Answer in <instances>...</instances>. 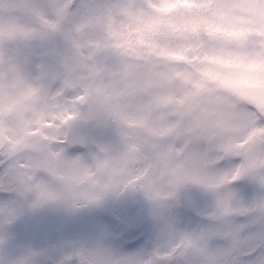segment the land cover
<instances>
[{
    "label": "snow or ice",
    "instance_id": "snow-or-ice-1",
    "mask_svg": "<svg viewBox=\"0 0 264 264\" xmlns=\"http://www.w3.org/2000/svg\"><path fill=\"white\" fill-rule=\"evenodd\" d=\"M0 264H264V0H0Z\"/></svg>",
    "mask_w": 264,
    "mask_h": 264
},
{
    "label": "rangeland",
    "instance_id": "rangeland-1",
    "mask_svg": "<svg viewBox=\"0 0 264 264\" xmlns=\"http://www.w3.org/2000/svg\"><path fill=\"white\" fill-rule=\"evenodd\" d=\"M34 217H36L39 220V223L41 224V228L43 229L44 227L43 230L41 229L42 238L38 237L40 239H44L47 236L52 235V234L58 235L64 228L65 230H69V229L80 230L82 228L87 227V225L91 222L90 217L87 215H84V217L86 218V220H83L84 222H86L84 224V227H81V225L78 224L76 227L72 228L73 222L80 223L81 219L75 220L69 225L63 215L53 212V211H43V212L38 213ZM27 222H29V219L24 223V225L21 226V228L28 232V226H26ZM42 231L44 234L42 233ZM49 232H51V234ZM32 235L37 236L36 233H32Z\"/></svg>",
    "mask_w": 264,
    "mask_h": 264
},
{
    "label": "clouds",
    "instance_id": "clouds-1",
    "mask_svg": "<svg viewBox=\"0 0 264 264\" xmlns=\"http://www.w3.org/2000/svg\"><path fill=\"white\" fill-rule=\"evenodd\" d=\"M43 211H53V212H56V213H59V214L63 215L61 212H58V211H56L54 209H50V208H45V209H42V210H38V213L43 212Z\"/></svg>",
    "mask_w": 264,
    "mask_h": 264
}]
</instances>
